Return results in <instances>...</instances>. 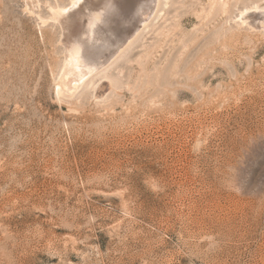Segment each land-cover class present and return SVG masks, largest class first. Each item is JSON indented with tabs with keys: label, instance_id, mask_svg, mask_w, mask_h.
<instances>
[{
	"label": "rangeland",
	"instance_id": "1",
	"mask_svg": "<svg viewBox=\"0 0 264 264\" xmlns=\"http://www.w3.org/2000/svg\"><path fill=\"white\" fill-rule=\"evenodd\" d=\"M163 2L57 94L69 0H0V264H264V0Z\"/></svg>",
	"mask_w": 264,
	"mask_h": 264
},
{
	"label": "bare ground",
	"instance_id": "2",
	"mask_svg": "<svg viewBox=\"0 0 264 264\" xmlns=\"http://www.w3.org/2000/svg\"><path fill=\"white\" fill-rule=\"evenodd\" d=\"M164 5L163 0H69L68 9L50 10L60 26L64 52L56 93L73 92L83 78L110 64L151 18L160 16ZM239 18L252 30L263 28L264 35V9L241 13Z\"/></svg>",
	"mask_w": 264,
	"mask_h": 264
}]
</instances>
